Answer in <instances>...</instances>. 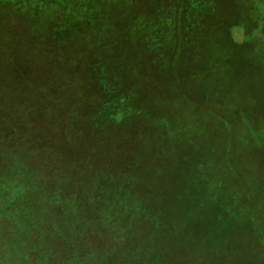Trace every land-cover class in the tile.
<instances>
[{
    "label": "rangeland",
    "instance_id": "1",
    "mask_svg": "<svg viewBox=\"0 0 264 264\" xmlns=\"http://www.w3.org/2000/svg\"><path fill=\"white\" fill-rule=\"evenodd\" d=\"M153 22L151 37L142 36ZM0 50L33 84L32 126L61 112L67 131L125 130L114 136L129 149L138 144L145 165L132 173L140 191L133 199L138 209L161 211L149 221L155 229L164 219L167 236L172 225L185 226L180 250H168L177 264H264V0H0ZM178 82L188 101H179ZM122 93L132 111L116 127L99 110ZM159 116L170 125L153 127ZM62 143L47 140L48 152H32L44 172L65 161L51 152ZM121 164L117 182L130 193L133 175ZM6 170L0 156V210L16 195ZM102 182L107 193L118 186Z\"/></svg>",
    "mask_w": 264,
    "mask_h": 264
},
{
    "label": "trees",
    "instance_id": "2",
    "mask_svg": "<svg viewBox=\"0 0 264 264\" xmlns=\"http://www.w3.org/2000/svg\"><path fill=\"white\" fill-rule=\"evenodd\" d=\"M155 28L154 22L141 27L142 36L150 38ZM5 47L10 50L8 42ZM10 51L6 57L10 56ZM2 53L0 50V156L7 165L3 181L13 185L16 195L9 203L1 204L0 237L4 239L0 241V261L14 264H177L178 258L169 251L175 254L180 250L178 239L186 232L185 226L172 225L171 236H167L166 231H161L167 227L163 224L164 219L160 218L161 225L155 229L149 221L152 215L161 211L153 212L155 209L152 211L150 206L138 209L140 202L133 199L135 194L140 195L136 187L132 188L136 179L134 175L145 165L144 161L137 162L138 144L134 143L129 149L114 136L125 130L100 128L94 135L81 134L77 128H73V132L67 131L62 124L68 115L61 112L54 113L52 118L47 115L46 118L51 119L41 126L38 122H33L32 126L30 115L35 106L28 105L30 95H33L28 88L33 84L22 78L26 71L24 65L9 63L6 57L3 60ZM7 74L21 75V79L12 83ZM25 80L27 84L23 82ZM178 86L179 101L180 97L188 101L179 82ZM92 88L94 90L91 89L90 93L97 90L96 86ZM166 89L168 96L165 100L174 101L176 106V97L170 95L168 87ZM110 92L109 87L102 91ZM125 96H129L128 93L113 95L101 103L99 115L104 114L116 127L123 125L131 113L127 115V112L132 111V105L126 106ZM67 98L71 102L68 96L64 100ZM41 104L50 109L47 102ZM11 115L18 118L16 123H12ZM77 116L73 113L74 118ZM170 123L167 116H159L157 123L151 124L163 127ZM151 135L155 133L151 131ZM47 140L64 142L60 147L62 150L51 148V152L54 157L60 152L65 161L59 160L60 167L55 169L49 162L44 172L32 152ZM47 146L42 148L48 152ZM108 153H111L112 161L105 162L103 156ZM120 158L126 160V167ZM118 163L120 168L129 169L130 175L134 174L127 180L132 189L130 193H126L127 185L123 187L125 191L120 190ZM102 179L110 184L108 187L118 186L107 189V193L99 186H104Z\"/></svg>",
    "mask_w": 264,
    "mask_h": 264
}]
</instances>
